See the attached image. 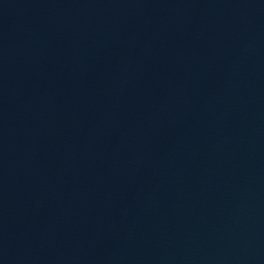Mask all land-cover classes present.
I'll return each mask as SVG.
<instances>
[{
    "label": "water",
    "instance_id": "water-1",
    "mask_svg": "<svg viewBox=\"0 0 264 264\" xmlns=\"http://www.w3.org/2000/svg\"><path fill=\"white\" fill-rule=\"evenodd\" d=\"M0 264H264V0H0Z\"/></svg>",
    "mask_w": 264,
    "mask_h": 264
}]
</instances>
